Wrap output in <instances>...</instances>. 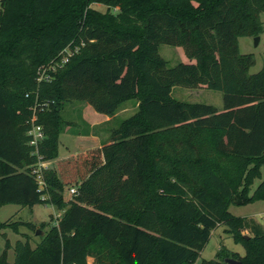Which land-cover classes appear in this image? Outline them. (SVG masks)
Here are the masks:
<instances>
[{
	"label": "trees",
	"instance_id": "1",
	"mask_svg": "<svg viewBox=\"0 0 264 264\" xmlns=\"http://www.w3.org/2000/svg\"><path fill=\"white\" fill-rule=\"evenodd\" d=\"M261 14L264 0H0V205L60 210L33 246L22 235L0 264H192L219 225L244 254L219 247L200 264H264L260 224L227 211L264 193V177L249 193L264 166V66L248 73L253 56L237 46L262 32ZM160 44L181 47L187 61L167 66ZM64 49L76 50L48 70ZM173 86L218 90L222 108L174 99ZM129 100L134 111L99 149L61 174L39 168L38 184L32 169L56 157L70 123L65 103L110 116ZM32 116L43 133L36 153ZM64 185L74 187L67 200Z\"/></svg>",
	"mask_w": 264,
	"mask_h": 264
},
{
	"label": "rangeland",
	"instance_id": "2",
	"mask_svg": "<svg viewBox=\"0 0 264 264\" xmlns=\"http://www.w3.org/2000/svg\"><path fill=\"white\" fill-rule=\"evenodd\" d=\"M90 7L94 10L103 12L105 7L102 5L92 4ZM261 22L262 32L256 37H240L237 39L238 51L240 53H249L253 56V63L248 68V73H254L264 66V14L259 16ZM257 39L256 42L254 39ZM159 55L166 61L167 66H173L177 62L187 61L183 50L179 46H170L166 44H160L158 46ZM171 97L179 101H186L192 103H204L210 104L219 110L222 108V93L218 90H211L207 88H187L182 86H173L170 92ZM71 103H65L61 110V116L63 119L69 121L74 117V110L71 108ZM127 105H130L131 110L134 111V100H129ZM131 113L120 114L116 120V123L111 124L117 125L120 120L127 117ZM93 109L90 107L85 112V119L91 120ZM100 118V116L98 117ZM66 125L64 129L69 128ZM71 127V126H70ZM81 128V126H79ZM264 177V166L260 168V177L255 178L250 185L251 193L260 180ZM62 195L65 199H68L70 194L68 193V186L64 185L62 189ZM63 198V199H64ZM17 204H2L0 205V222L10 219L11 223H15V232L11 228L5 227L0 229V253L4 251L5 260L11 262L12 257L10 254L7 255V251L10 249L16 239H22V235H25L29 239V245L33 246V243L38 241V237L35 234V230L44 231L49 226L54 225L55 214L60 213V210L56 209L49 204H34L29 207H21L18 209ZM227 211L233 216L251 218L264 230V193L263 196L257 200L242 204L234 205L230 204L227 206ZM30 222L36 226L34 231L28 229L24 225H16V223ZM241 233L248 236L247 231L242 230ZM42 235V234H41ZM221 247L223 250L234 252L239 256L244 254L243 245L233 240V238L224 231V226H217L211 233L208 241L199 252L198 257L192 262V264H200L201 260H209L214 257L216 251ZM84 264H93V258L85 256L83 258Z\"/></svg>",
	"mask_w": 264,
	"mask_h": 264
},
{
	"label": "crops",
	"instance_id": "3",
	"mask_svg": "<svg viewBox=\"0 0 264 264\" xmlns=\"http://www.w3.org/2000/svg\"><path fill=\"white\" fill-rule=\"evenodd\" d=\"M172 89V88H171ZM128 101H125L120 108L113 115H105L93 110V119H85V112L91 107L86 102H73L71 108L74 110L73 119L69 120V128L63 129L58 135L57 143V155L55 158L42 162L43 168H51L61 174L65 167L67 168V161L74 159L78 155H85L88 151L93 149H99L107 140V129L111 127V124L116 123L120 114L131 113L130 105H127ZM136 103L134 104V107ZM92 108V107H91ZM93 109V108H92ZM219 110L218 108H216ZM100 116V118H98ZM81 126V128H79ZM69 186L68 188H70ZM64 198V197H63ZM64 200H67L64 198ZM18 209H21L17 205ZM244 234V233H243ZM35 243H33L34 245ZM10 248V247H9ZM12 257L11 248L7 251V255Z\"/></svg>",
	"mask_w": 264,
	"mask_h": 264
},
{
	"label": "built area",
	"instance_id": "4",
	"mask_svg": "<svg viewBox=\"0 0 264 264\" xmlns=\"http://www.w3.org/2000/svg\"><path fill=\"white\" fill-rule=\"evenodd\" d=\"M76 49H74L73 51L69 50V49H64L63 51L60 52V57L57 61H54L51 65H49L47 67L48 70L53 71L56 67L60 66L61 64L65 63L68 56H70ZM44 70H41L39 72V76H38V80L40 79H46L47 75L45 76L43 74ZM34 120V116L31 117L30 119V128L27 130L26 134L28 136V140H27V144L29 146H32L34 148V153H36V147L38 145V143L40 142V140L43 138V133L41 131V127L40 125H35L33 124ZM42 162L43 161H39L37 162V164L35 165V167L32 169V173L35 175V179L37 180L38 184H40V175H39V168H43L42 167ZM74 192V187H70L68 188V193L71 194ZM60 216V213H56L55 214V219H54V224H56L58 218Z\"/></svg>",
	"mask_w": 264,
	"mask_h": 264
},
{
	"label": "water",
	"instance_id": "5",
	"mask_svg": "<svg viewBox=\"0 0 264 264\" xmlns=\"http://www.w3.org/2000/svg\"><path fill=\"white\" fill-rule=\"evenodd\" d=\"M256 38L254 39V41L256 42ZM43 232L42 231H40V230H35V234H37V235H41ZM244 237H246L245 235H244ZM224 262L226 263V264H240L239 263V261H237V260H235V259H232V258H224Z\"/></svg>",
	"mask_w": 264,
	"mask_h": 264
}]
</instances>
